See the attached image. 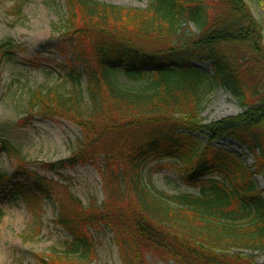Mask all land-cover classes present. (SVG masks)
Instances as JSON below:
<instances>
[{"label":"trees","instance_id":"obj_1","mask_svg":"<svg viewBox=\"0 0 264 264\" xmlns=\"http://www.w3.org/2000/svg\"><path fill=\"white\" fill-rule=\"evenodd\" d=\"M65 5L62 35L80 71L71 67L57 83L31 90L25 120L72 123L79 135L69 156L48 168L93 165L105 200L96 210L71 192L58 201L55 223L69 238L53 257L88 262L96 255L97 236L107 232L121 264H145L148 254L172 264H264L257 262L264 254V188L255 181L264 179V50L246 3ZM17 51L12 39L0 43L2 61L14 60ZM217 85L245 109L204 123L206 98ZM221 139L235 141L247 154L216 145ZM0 143V150L20 153L9 141ZM248 155L251 165L243 158ZM161 160H170L184 184L198 191L152 188L144 170ZM24 167L16 170L25 183L15 182L13 194L34 202L50 198L49 181ZM7 175L0 172V185ZM128 193L134 208L124 212L119 205ZM99 211L114 217L106 220Z\"/></svg>","mask_w":264,"mask_h":264},{"label":"rangeland","instance_id":"obj_2","mask_svg":"<svg viewBox=\"0 0 264 264\" xmlns=\"http://www.w3.org/2000/svg\"><path fill=\"white\" fill-rule=\"evenodd\" d=\"M96 1L124 9H143L149 2ZM242 1L261 28V46L264 50V0ZM65 10V0H0V43L12 39L19 44L14 60L6 62L0 59V142L9 141L20 152L16 155L0 150V172L8 174L6 180L11 175L8 181L4 180L0 185V264H121L117 245L107 232H100L97 236L96 255L88 262H62L53 257L60 251L63 241L69 238L66 230L55 223L58 201H63L66 194L71 192L84 206L93 204L92 209L96 210L97 204L105 200L101 177L93 165L57 167L55 170L48 168L50 164L69 156L79 135L77 128L67 120L56 118L35 116L25 120L24 105L31 90L57 83L71 67L77 73L80 71L62 35ZM195 65L204 68V65ZM81 84H84V77ZM244 109L229 90L217 85L206 98L201 119L209 123L235 116ZM215 144L247 154L246 149L231 139H221ZM243 158L248 165L254 162L251 155ZM169 161L146 165L144 175L149 185L169 193L198 191V188L184 184L176 168L168 164ZM20 164L49 181L52 189L50 198L34 202L12 193L15 181L25 183L16 172ZM255 181L259 189L264 187L261 176L256 177ZM121 200L119 207L122 211L133 210L134 201L130 193L122 196ZM31 203L32 206L29 205ZM108 210L113 211L112 208ZM105 216L106 220L114 217L111 213H105ZM47 260L49 262L46 263ZM263 261L264 254H259L257 262ZM145 264L172 263L148 254Z\"/></svg>","mask_w":264,"mask_h":264}]
</instances>
